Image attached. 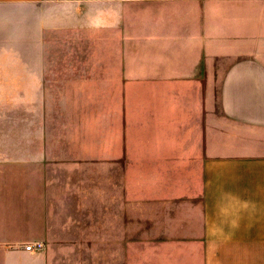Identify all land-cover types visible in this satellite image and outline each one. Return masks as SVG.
<instances>
[{"label":"rangeland","instance_id":"374dc122","mask_svg":"<svg viewBox=\"0 0 264 264\" xmlns=\"http://www.w3.org/2000/svg\"><path fill=\"white\" fill-rule=\"evenodd\" d=\"M19 24L0 49V150L22 156L30 185L49 144L47 264H203L205 140L218 153L244 131L222 110V77L264 57V0H51ZM162 28L181 37L185 69L209 47L212 78L200 60L183 83L181 131L162 124Z\"/></svg>","mask_w":264,"mask_h":264},{"label":"crops","instance_id":"0c3cea01","mask_svg":"<svg viewBox=\"0 0 264 264\" xmlns=\"http://www.w3.org/2000/svg\"><path fill=\"white\" fill-rule=\"evenodd\" d=\"M49 1L0 0V49L13 41L11 31L20 28L22 9ZM54 1L78 5L147 0ZM163 20L166 22V18ZM206 49L208 55L209 47ZM182 50L181 37L162 28V124L176 131L184 129L183 83L199 81L200 60L206 75H213L207 55L188 60L185 69ZM263 58V51L256 52L254 58L235 63L222 77V110L244 131L224 137L218 153L213 139L205 140L201 189L203 264H264ZM173 140L174 146L182 143L180 138ZM42 145L46 146L42 153L31 156L34 174L30 175V185H24L22 156L15 160L0 150V264H47L44 243L55 231L56 190L52 184L54 165L48 163L49 144ZM37 242L43 247L33 251L25 248Z\"/></svg>","mask_w":264,"mask_h":264},{"label":"built area","instance_id":"2783aa9c","mask_svg":"<svg viewBox=\"0 0 264 264\" xmlns=\"http://www.w3.org/2000/svg\"><path fill=\"white\" fill-rule=\"evenodd\" d=\"M43 247V243L41 242H37V243H28L25 245V248L27 250H30V251H33V250H36V249H40Z\"/></svg>","mask_w":264,"mask_h":264}]
</instances>
